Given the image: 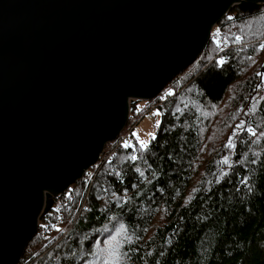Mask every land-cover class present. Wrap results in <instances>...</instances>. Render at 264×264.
<instances>
[{"label": "trees", "instance_id": "16d2710c", "mask_svg": "<svg viewBox=\"0 0 264 264\" xmlns=\"http://www.w3.org/2000/svg\"><path fill=\"white\" fill-rule=\"evenodd\" d=\"M262 44L264 5L228 10L196 59L147 101L158 111L147 148L125 141L134 101L89 167L91 182L84 173L54 199L16 264H264Z\"/></svg>", "mask_w": 264, "mask_h": 264}, {"label": "water", "instance_id": "95a60500", "mask_svg": "<svg viewBox=\"0 0 264 264\" xmlns=\"http://www.w3.org/2000/svg\"><path fill=\"white\" fill-rule=\"evenodd\" d=\"M264 0H0V264L54 199L200 54L212 27ZM254 91L264 90V58Z\"/></svg>", "mask_w": 264, "mask_h": 264}, {"label": "rangeland", "instance_id": "374dc122", "mask_svg": "<svg viewBox=\"0 0 264 264\" xmlns=\"http://www.w3.org/2000/svg\"><path fill=\"white\" fill-rule=\"evenodd\" d=\"M230 9H236V8L232 7ZM261 49H264V48H261ZM133 105L135 106V110L137 112V115L135 116L137 118V121L132 126V129L130 131V135L126 138L125 141L130 142V140H133L135 143H137L139 146H141L140 142L144 141L147 143L149 138L151 137L153 131L155 130L156 124L158 122V111H157V108L155 106L149 107V104L147 101H142V100L137 101L136 100V103H134ZM124 127H123V129H124ZM105 154H107V153H105ZM91 170H92V175L87 176L88 183L91 182V180H92L91 178L93 176V168ZM61 229L65 230L66 226H61ZM115 243H117V241L112 240V237L110 239H107L106 241L104 240V244H105L104 249L100 251V254L103 251L107 252Z\"/></svg>", "mask_w": 264, "mask_h": 264}, {"label": "snow or ice", "instance_id": "6c2138e0", "mask_svg": "<svg viewBox=\"0 0 264 264\" xmlns=\"http://www.w3.org/2000/svg\"><path fill=\"white\" fill-rule=\"evenodd\" d=\"M260 47H261V48H264V44L260 45ZM224 62H225V61H224L223 59H221V60L218 61V63H220V64H223ZM257 75H261V74H260V73H257ZM169 95H171V93H169ZM157 126H158V124H157ZM242 127H243V122H241V124L237 125V128H242ZM247 131H248L250 134L255 135V132H254L253 129L248 128ZM236 134H237V133L234 131V132H233V136H235ZM134 135H135V134H134ZM150 135H151V134H150ZM262 135H264V133H262ZM154 138H155V137L153 136V139H154ZM140 145H141V148H145V149L147 148V143L144 142V141H141V142H140ZM125 146L127 147V146H129V145L126 143ZM226 147H234V144H233V142H232L231 137L229 138V141H228V144L226 145ZM130 159L133 160V161H135V160L137 159V157H136L135 155H133V156L130 157ZM222 163H228V158L225 157V158L223 159ZM123 231H124V226L121 225V226H120V230L116 233V236H113V237H112V240H115V239L117 238V236H119V235L121 234V232H123ZM126 239L130 242L131 237L129 236V237H127ZM110 255H115L116 260H118L121 254H120V253H110ZM104 264H116V261H115V260L108 259V260H105V261H104Z\"/></svg>", "mask_w": 264, "mask_h": 264}, {"label": "built area", "instance_id": "2783aa9c", "mask_svg": "<svg viewBox=\"0 0 264 264\" xmlns=\"http://www.w3.org/2000/svg\"><path fill=\"white\" fill-rule=\"evenodd\" d=\"M95 165V164H94ZM94 165H92L91 167H93ZM92 168H87L85 171H84V173L86 174V176H91L92 175V170H91Z\"/></svg>", "mask_w": 264, "mask_h": 264}]
</instances>
